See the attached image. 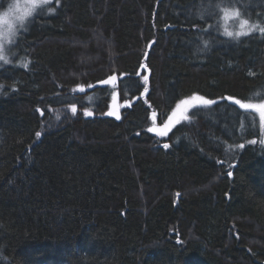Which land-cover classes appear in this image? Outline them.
I'll use <instances>...</instances> for the list:
<instances>
[{
	"label": "trees",
	"instance_id": "1",
	"mask_svg": "<svg viewBox=\"0 0 264 264\" xmlns=\"http://www.w3.org/2000/svg\"><path fill=\"white\" fill-rule=\"evenodd\" d=\"M253 25L264 0L42 5L0 65V264H264Z\"/></svg>",
	"mask_w": 264,
	"mask_h": 264
},
{
	"label": "clouds",
	"instance_id": "2",
	"mask_svg": "<svg viewBox=\"0 0 264 264\" xmlns=\"http://www.w3.org/2000/svg\"><path fill=\"white\" fill-rule=\"evenodd\" d=\"M23 11L20 0H8L5 7L0 8V54H5V48L13 43L28 23L29 17L21 20Z\"/></svg>",
	"mask_w": 264,
	"mask_h": 264
},
{
	"label": "rangeland",
	"instance_id": "3",
	"mask_svg": "<svg viewBox=\"0 0 264 264\" xmlns=\"http://www.w3.org/2000/svg\"><path fill=\"white\" fill-rule=\"evenodd\" d=\"M51 1V0H50ZM20 2H21V8H22V11L24 12V11H26V10H31L32 11V15L33 14H35V12H37V10L42 6H39V7H36V6H34L32 3H30L29 2V0H20ZM48 2H49V0H48ZM31 15V16H32ZM31 16H29V18L31 17ZM249 27V26H248ZM249 28H251V27H249ZM26 30H27V25L22 29V30H20V32H19V35L18 36H20L21 34H23L24 32H26ZM17 36V37H18ZM17 37L14 39V41H13V43H11L10 45H8L6 48H5V54H4V56L6 57V60H7V62H5V60H0V65H3V64H7V63H10L11 62V60L14 58V53H13V45H14V43H15V40L17 39ZM115 98H116V96L111 100V104L113 103V101L115 100ZM185 101H189V100H185ZM192 102V101H191ZM199 102H201V101H199ZM111 104H110V106H111ZM190 103H188L187 105H189ZM255 107V109L259 112V115H260V118H261V123H262V125L264 126V102H262V103H257V104H253ZM110 106H109V108H110ZM185 107H186V105L184 106V108H183V113L185 114L183 117H177V121H185V120H189V117H188V112H186L185 111ZM121 108H122V106H121V104H120V111H121ZM179 109V107H177L174 111H173V113H175L177 110ZM171 118V117H170ZM169 118V119H170ZM167 121V120H166ZM163 123H165V121H163L162 123H153V125L154 124H163ZM171 129V128H170ZM170 131V130H169ZM155 133L157 134V135H159V136H163V135H168V134H164V133H161L160 131H158V130H155Z\"/></svg>",
	"mask_w": 264,
	"mask_h": 264
},
{
	"label": "water",
	"instance_id": "4",
	"mask_svg": "<svg viewBox=\"0 0 264 264\" xmlns=\"http://www.w3.org/2000/svg\"><path fill=\"white\" fill-rule=\"evenodd\" d=\"M112 77H115L114 80H112L110 83H107L109 85H114L118 82V76L117 74H114L102 81H106V80H110V78ZM107 84H103L101 83V81H99L97 83V86H102V85H107ZM191 101L193 100H189V101H184L182 105H180L179 109L173 113V115L171 116L170 119H168L167 121H165V123L163 124H154L152 125L149 129L151 130H158L160 131L161 133H164V134H168L169 133V130L170 128L172 127V125H174V123L177 121V117H183L185 114L183 113V108L185 105H187L188 103H191ZM195 102H199V101H204L203 99H194ZM130 103V102H128ZM120 101H119V98L118 96H116L115 100L113 101V103L111 104L110 108L108 109L107 111V114L109 115V113H114V115H110V116H113L115 118H117V116L120 118L121 117V111H120ZM117 118V119H119Z\"/></svg>",
	"mask_w": 264,
	"mask_h": 264
},
{
	"label": "snow or ice",
	"instance_id": "5",
	"mask_svg": "<svg viewBox=\"0 0 264 264\" xmlns=\"http://www.w3.org/2000/svg\"><path fill=\"white\" fill-rule=\"evenodd\" d=\"M29 2L32 3L36 7H39L41 5L47 4L48 3V0H29ZM52 10H54V9H50V11H52ZM224 11L227 14V9H224ZM235 14L237 16H239V10L238 9L235 10ZM31 15H32V11L30 9L29 10H26V11L23 12V15L21 16V20H23L25 17H29ZM245 23H247V21H245ZM257 28H259V30L262 33H264V28H260L259 25H253L252 28L250 29V31L251 30H255ZM240 34H243V33H240ZM227 35L234 36V35H239V34H233L232 32H228ZM0 60H5V62H7L6 57L3 54H0ZM24 67H27V64H25ZM114 79H115V77H112V78H110V80L101 81V83L107 84V83H110ZM229 99H231V98H229ZM203 102H204V104H211V103H213L212 101H208V100H204ZM236 103L239 104L240 107H242V108H252V107H255L254 105H250V104H241V102L238 101V100L236 101ZM73 111H75V109H73ZM87 114L88 115H91V113H87ZM109 115H114V113H111L110 112ZM117 118H119V117L117 116ZM36 135L39 136L40 133H37ZM164 147H168V145L165 144Z\"/></svg>",
	"mask_w": 264,
	"mask_h": 264
}]
</instances>
